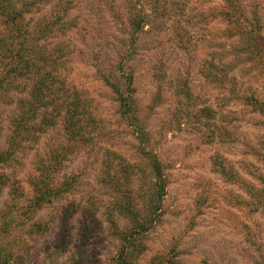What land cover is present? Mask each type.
<instances>
[{
	"label": "rangeland",
	"instance_id": "374dc122",
	"mask_svg": "<svg viewBox=\"0 0 264 264\" xmlns=\"http://www.w3.org/2000/svg\"><path fill=\"white\" fill-rule=\"evenodd\" d=\"M14 1L40 70L0 94V151L39 78L83 106L78 136L58 118L0 165V261L264 264V109L246 100L264 103V56L233 34L226 0ZM238 3L264 37V0ZM57 150L64 194L39 205L37 167ZM155 159L166 189L140 234L122 208L143 215Z\"/></svg>",
	"mask_w": 264,
	"mask_h": 264
},
{
	"label": "trees",
	"instance_id": "16d2710c",
	"mask_svg": "<svg viewBox=\"0 0 264 264\" xmlns=\"http://www.w3.org/2000/svg\"><path fill=\"white\" fill-rule=\"evenodd\" d=\"M231 10L225 12L231 23L234 24L233 34L247 39L248 48L258 51L264 56V37L259 30L252 28L251 24L243 18L241 6L238 0H226ZM237 13V14H236ZM0 16L1 24L10 32L9 37H4V31L0 30V94L7 93L6 85L19 83L21 79L26 80V76L30 74L33 68L39 73L37 59H32L27 55V34L24 28V9L17 5L14 0H0ZM142 19L134 18L133 23L138 27L142 25ZM251 26V28H250ZM10 42V43H9ZM2 48V49H1ZM133 82V76L128 78V83ZM61 94L52 95L53 88L50 80L39 78L33 83L31 99L25 96L17 97L16 105L18 114L11 118L13 129L11 130L8 141L7 150L0 151V165L10 160L16 153L19 146L23 145L26 136L31 132L44 133L49 127L57 125V119L62 118L64 129L73 137L78 136L77 126L80 121L81 103L75 96L71 95L70 90L66 89L64 82ZM23 91H20V93ZM247 102L257 109H264V103L255 96L246 98ZM130 99L120 93L121 107L124 109V115L130 116L131 103ZM42 114V120L38 117ZM38 120V121H37ZM62 155V153H61ZM59 151L52 152L50 161H42V166L37 167L38 175L34 178L33 186L38 195L37 201L41 205L44 201L52 202L55 197L64 194V185L54 182V174L60 169L62 162ZM64 155V154H63ZM65 156V155H64ZM151 168L155 172V181L151 187V191L146 195L145 206L147 209L143 215L138 214L129 204H125L122 211L130 214L133 226L138 232L144 233L148 226L153 224V220L160 208V201L166 189V180L163 174V167L159 160L155 159L151 162ZM64 188V189H63ZM70 187H66L68 190ZM123 259V258H122ZM125 260V261H124ZM122 260V264H130L126 259ZM0 264H11L10 258H4Z\"/></svg>",
	"mask_w": 264,
	"mask_h": 264
}]
</instances>
